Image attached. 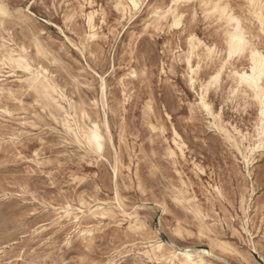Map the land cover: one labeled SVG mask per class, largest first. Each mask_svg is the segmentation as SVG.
Wrapping results in <instances>:
<instances>
[{
	"label": "rangeland",
	"instance_id": "obj_1",
	"mask_svg": "<svg viewBox=\"0 0 264 264\" xmlns=\"http://www.w3.org/2000/svg\"><path fill=\"white\" fill-rule=\"evenodd\" d=\"M90 1L92 6H85L87 13L102 11L96 18L98 38L93 42L87 41L86 23L81 18L69 26L64 24L67 14L79 11L77 0H4L13 19L0 30V46L10 34L17 44L27 47L31 60L46 66L73 101L81 125H90L88 120L82 121L83 109L101 123L106 112L114 147L107 142L102 159L82 148L64 128V113L48 108L29 91L19 82L23 72L16 70L17 75L5 85L15 99L5 93L0 100V108L13 113L8 116L0 111V250L4 252L0 264H156L141 256L140 245L132 246L149 237L182 249L211 251L213 241L200 236L201 223L186 205L174 201L176 190L195 197V205L209 216L212 239L229 242L237 250L215 248L214 256L208 257L210 264H264V153L250 167L254 182L248 214L250 240L243 234L247 219L240 210L241 196L248 195L252 186L245 164L211 125L210 117L196 107L197 95L187 81L183 57L173 54L177 45L186 50L192 32L222 47L224 26L217 19H205L201 9L197 23L185 18L187 30L182 36L177 35L178 30L168 31L169 26L159 32L146 30L151 6H164L169 0H147L149 7L146 4L142 12L124 22L115 0ZM231 4L236 5L237 13L245 12L246 7H240L246 5L244 0H231ZM100 19L105 24L100 25ZM253 31L259 34L256 24ZM37 41L47 50L46 57L36 54ZM212 69L205 66L201 79ZM100 77L107 84L105 110ZM223 81L219 90H211L209 102L216 112L223 105L226 123L253 134L257 106L250 102L245 107L243 100L229 99L231 83L226 76ZM173 127L188 145L185 159H172L168 154ZM116 158L124 166L117 181L113 172ZM217 185L223 199L213 191ZM116 187L129 213L141 207L138 210L148 235L130 232L128 221L115 205ZM81 199L93 206L106 202L114 211V219L102 223L81 219L82 228L96 229L89 242L81 240L72 222L62 220L59 225L57 221L61 211L55 209L67 203L78 208ZM178 226L182 238L174 234Z\"/></svg>",
	"mask_w": 264,
	"mask_h": 264
},
{
	"label": "bare ground",
	"instance_id": "obj_2",
	"mask_svg": "<svg viewBox=\"0 0 264 264\" xmlns=\"http://www.w3.org/2000/svg\"><path fill=\"white\" fill-rule=\"evenodd\" d=\"M244 1H245V4H248V2H249V0H244ZM77 2L79 3V11H80L81 10L80 9V5H85L86 0H77ZM138 2H142L143 3L142 8L139 11H137L135 9H132L131 10L132 11V15L129 16L128 18H125L124 8H121L120 11H117L120 14L121 22H124L126 20L130 21L135 16H137L140 12H142L141 10L147 4V0H138ZM202 2L214 5L216 0H193V3H197V4H200ZM224 2L231 3V0H224ZM92 3L93 2L90 1L87 4L92 6ZM116 4L127 5L128 4V0H115V5ZM255 4H256V7L251 9V12L254 13L252 15L248 14L249 13V9L247 7L245 9V12H243L242 14L241 13H237L234 10L235 11V15L242 20V26L245 29H247L250 33L252 32V26H254V24L257 25L258 30L260 29V20L257 17L259 15V13L262 10H264V4H262V0H255ZM148 5L149 4H147V7H149ZM161 7H163V6H161ZM202 10H203V12L205 11L204 9H202ZM82 11L84 13H87V10H85V7L82 9ZM94 11H96V10H92L89 13L94 12ZM54 12H55V10H54ZM72 12H76V11L73 10ZM71 13H69L67 15H70ZM149 15L151 17V11H150ZM66 16H65V18H66ZM150 17H149L148 24L146 25V30L152 29V30L156 31L157 25H159L161 27V30L168 26L167 25V21H157L155 17H152L151 19H150ZM78 18H81L85 22L84 17L82 15L79 16ZM96 18L94 20V23H96ZM208 18H212V17H208ZM217 20H218V18H217ZM75 21L71 22L70 24H73ZM219 22L224 26V33H223V37H222V47L226 48L227 45L225 43V40L227 39V37H226L225 33L229 31L228 21L224 20V21H219ZM67 26H69V25H67ZM57 28H58V31H60V33L64 35V31L62 30V28H60L58 26H57ZM96 34H97V37H98V33H96ZM190 34L193 35V36H196L199 40H203L195 32H192ZM87 41H92L93 42L95 40H89L88 37H87ZM186 42H187L186 50H181V48H180L179 52L176 51L173 54H174V56H176V54L179 53L178 57L179 58L183 57V61L185 62L186 67H187V81L189 83L190 88L193 91H195L196 95H197L196 107L200 111L205 112L203 110V106L200 105V89H201V87H203L204 88V92H205V100H206L207 103L210 104L211 111L213 113L219 114V119H213L212 116H210L207 112H205L211 119V125L217 130V132L221 133L226 140H227V135H231L237 141V144H238L239 149H240L239 151L237 150V147L235 145L231 144V146L237 151V153L241 156V159L243 160V157L245 155L249 154V152H248L249 147H255V145L257 143H259V140L257 138V125H258V122H259V119H260L259 106H258L256 101L249 100V99H247L245 96H243L241 94H237L235 97H232V100H237V99L243 100L244 105L251 102V103H253V104H255L257 106L258 114H257V121H256V124H255V129H254L253 134L244 133L237 126L232 125L230 123H226V121L223 119L224 112H221V111L216 112L214 110V108H213V105L209 102L210 92L214 88H209L208 87V80L211 78V74L213 72V69L207 73V77L205 78V80L201 79V73H202V70H203L204 67H202V69L200 71H198L193 76V74L188 71L187 58H186L185 54L189 51V47H188V41H186ZM193 43L195 44V41ZM37 44H39V46L41 48V51L45 54V55H40V56L46 57L48 55V52L41 45V43H39L38 41L35 43V51L37 50ZM21 49H26L27 51L26 52H22ZM83 50H85L84 46H83ZM83 50H81V51L84 54ZM13 52L16 54L14 57L11 56V54ZM75 53L77 54V52H75ZM5 54H8L12 59H17L18 60L20 58H26L27 60H29V62H33L31 60V57L29 55L27 47H25L24 45L17 44L10 34H9V39L8 40L3 39V43L0 46V60L4 61L3 64H0V90H3L4 94L8 93V91H11L13 93L12 89L6 88L5 85H6V82L8 81V79H10L11 77H15L17 75L16 74V72H17L16 70H20L24 74V77L19 79V82H21L22 80H27L28 77H29V74L24 72L22 70V68L15 67L14 65L10 64L8 62V60H5ZM195 62H196V59H195V56H193V63L195 64ZM247 63H248L247 61H245V60H243L241 58H237L235 60V63L232 64V70L233 71H241V72H243L245 70V65ZM5 64H7L8 66L5 67ZM48 64H49V62H48ZM32 66L36 67V68L43 67L48 73V77H47L48 83L47 84L41 83V85H40L41 94L38 97L45 103V105L48 108L64 113L65 118L63 120V126H64V128L67 131H68L69 128L73 129V132H69V131L68 132L72 133L74 135L75 139H76V135L74 134V131L77 129L78 126L83 127V125H81L80 122H79V119L77 117L76 111L74 110L75 109V105H74L73 101L66 96V94L64 93L63 88L58 83H56V81L53 78V74L50 72V70L46 66H44L42 64H37L36 65L35 63H32ZM248 70L250 71V68ZM11 73H14V74H11ZM132 73H135V72H132ZM6 74H8V75H6ZM189 77H193L196 80V84L195 85H193L190 82ZM222 79H224V77H222ZM101 81H103V83H101ZM23 84L27 87L28 90L31 87L30 84H28V83H23ZM221 86H222V84L219 86V88H221ZM231 87H232V83H231L230 88ZM45 88H47V92H45V90H44ZM197 88H199V91H197ZM31 92H33L35 95H37L35 91H31ZM106 98H107V84H106V80L103 77H100V99L102 101V105H103V109L104 110L107 107ZM85 113L87 114V117H88L87 120L90 122L89 123L90 124L89 127L91 126V124L98 125L99 133L103 137V141H102V143H103V151L100 152L99 154H97L94 151H90V152L94 153L97 156H102L104 151H105V147H106V143L107 142H109L114 147L113 136H112V133H111V129H110V125H109V121H108L106 112H104V121L102 123L100 121H98V120H93L90 117L89 113L86 110H84V109L81 111V118H82L83 123H84V120H85V115H84ZM102 116H103V114H102ZM102 128H104L105 131ZM221 128L223 129V131L218 130V129H221ZM232 129H236L237 131L246 134V138L244 136H237L236 133H234L232 131ZM172 142H173V146H169L168 147L169 156L172 159L177 158L179 156L182 159H185L186 158V153H187V150H188V145H187L186 141L184 140V138L181 136V134L177 131V129L175 127H173V139H172ZM263 153H264V151H261V150H257L255 153H252V155L254 157V161L248 166L245 165V168L247 169L248 178H249V180L252 181V186H251V188H249L248 195H242L241 196L240 210H241V212H243V215L247 219L246 221H244L245 223L243 224L242 231H243V234L248 235L249 237H251L250 240H253V234L249 230V226H250L251 220L248 217V214H249V212H250V210L252 208L251 207V205H252V197L254 196V182H253V178H252V174L253 173L250 170V167L254 166V163H255V160H256V156L260 155V154H263ZM112 154H114V153H112ZM113 157H114V155H113ZM29 162H31V161H29ZM40 166H41V164H40ZM123 167L124 166L122 165V163L119 160V158H116L115 159V165L113 164V172H114L115 181L118 180L119 174L121 173V170H122ZM197 168L202 174H204V171L201 168H199V167H197ZM126 169H127V171L129 173H131V167L130 166L126 167ZM218 188L220 189L219 192H217ZM114 190H115V199H114V201H115L116 208L119 210L120 213H122V215L128 221V223H129L128 229L130 230V232L133 235L141 236L144 232L143 231H139L138 232V231L135 230V228L137 226V218H139L141 223L145 224V222H143V220L141 219V215H140V212L138 210V209H141V207H138V208L135 207L136 209H133L134 211L133 212L131 211L132 213H129L127 211V209H126V205H125L124 200L122 199V197H121V195L119 193L118 188L116 187V189H114ZM213 191L217 194V196L219 198H221V197H222V199L224 198L223 191H222V188L220 186H218V185L217 186H213ZM117 196H119V200H120L119 204L116 203ZM174 201L178 205H182V206L186 205L188 207V211L190 212V214L192 216H194V218L197 219L201 223V228L204 229V233H205L204 236H206L208 239L213 241L214 247H212L211 251H208V250H192L190 248H183L182 249V248H178L175 244H166L165 242L161 241L158 238H151L152 240H158L160 243L165 245L164 249L163 250L157 249L156 251H153V248L151 246H149L150 243H151V240L150 239H143V240H141L140 243H133L132 244V246L140 245L142 247V250H140L141 251L140 254H143V253H149L150 254V256H145V255H141V256H145L146 258H148L149 260H151L153 263H156V264H181V262H183V264H191V262L188 261L187 256L183 255V253H187L188 255L192 256V260L193 261H203V264H210V262L208 260V257L214 256V249L215 248L221 249V245L227 246V248L234 250V251H231V252L237 253V250L229 242H226V241H223V240H219L218 238H216V239H212L211 238V234H213L214 232H213V230L211 228L212 226L207 224V219H208L209 216L206 215L204 212H202V210L199 209L195 205V201H196L195 197L187 196V191L176 190ZM178 201H179V203H178ZM121 208L123 209V211H121ZM142 209H143V206H142ZM55 210L56 211H61V212H59L57 214V216H58V218H57L58 224L60 225L61 224L60 221H62V220H67L69 222H72L75 225V227H78V233L77 234H78V236L81 238V240L83 242L91 241L94 238V233H95L96 229L93 226L92 227L86 226V227L82 228L81 226L83 224L81 222V219L82 220H84L85 218L97 219V221H99V223H102L104 220L114 219V217H113L114 211L109 206V204H107L106 202H104L103 204H99V205L93 206V204L91 202H89V201H87L85 199H81L79 201V207L78 208H75L71 203H67L64 207H62L60 209H55ZM66 212L70 213V215L66 214ZM197 212H199L201 214L200 218L197 217V215H196ZM160 215H161V213H160ZM77 217H79V219H77ZM130 225L132 227H130ZM178 229L182 230L180 226L175 228L174 229V234L175 235H176V231ZM36 232H38V230H36ZM235 232L237 233V231H235ZM81 233H85V235H81ZM87 233H90L91 235H87ZM238 235H239V237H243L242 233L238 232ZM177 237L182 238L183 234H182V236H177ZM1 253H4V252L2 250H0V254ZM175 253H181V255L176 256V255H174ZM263 261H264V259H263Z\"/></svg>",
	"mask_w": 264,
	"mask_h": 264
},
{
	"label": "snow or ice",
	"instance_id": "obj_3",
	"mask_svg": "<svg viewBox=\"0 0 264 264\" xmlns=\"http://www.w3.org/2000/svg\"><path fill=\"white\" fill-rule=\"evenodd\" d=\"M88 0H86L85 5H80V11L72 12L70 15H67L64 24L65 26L69 25L71 22L77 20L79 16H83L86 22V34L89 40H96L97 37V27L94 20L97 16L102 15V11H94L91 13H84L82 9L87 5ZM264 4V0H262ZM143 6L142 2L138 0H128L127 5L116 4V10L120 11L121 8H124L125 18H128L132 15V9L139 11ZM236 5L231 3L224 2V0H216L215 4L200 3L199 5L194 4L193 0H169L167 4L163 7L158 5L151 6V17H155L157 21H167L168 31L178 30L177 35H184V32L187 30V21L186 17L190 18L191 23L195 24L198 22V16L201 9H204V17H212L218 21H228L229 31L225 33L227 39L225 43L226 48L218 47L211 40L205 42L204 40H199L196 36L188 34L187 41L189 51L185 54L187 58L188 71L193 74V76L202 69V67L213 68L211 78L208 80L209 88H216L219 90V86L224 83L222 77L227 76L228 80L232 83V87L228 89L230 93L229 99L235 97L237 94L245 96L249 100H254L259 106V122L257 125V138L259 143L255 147H249L248 155L243 157V162L246 166L250 165L254 161L252 153H255L257 150L264 151V10H262L258 19L260 20V29L259 34L255 31L249 32L242 26V20L235 15ZM242 9L247 7L249 9V15L254 13L251 12V9L256 7L255 0H249L248 4L241 5ZM210 9V10H209ZM12 13L9 11L8 5L4 3V0H0V30L8 27V21L12 20ZM100 25L104 24V20H98ZM156 31H161V27L157 25ZM195 41V44L193 43ZM167 47V45H166ZM176 50L179 52L180 48L177 45ZM22 52H26V49H21ZM36 54L38 56L45 55L37 44ZM16 54L13 52L11 54L14 57ZM193 56H195L196 62L193 63ZM237 58H241L248 63L245 65V70L233 71L232 64L235 63ZM5 60L15 67L22 68V70L29 74L27 80H22L21 83L30 84V91H35L37 96L41 94L40 85L41 83L47 84L48 73L43 67H33L32 63L29 62L26 58L12 59L8 54H5ZM4 61L0 60V64H3ZM8 65L5 64V67ZM250 68V71L248 70ZM14 74V73H11ZM135 75V73H132ZM190 82L195 85L196 80L193 77H189ZM103 83V81H101ZM47 92V88L44 89ZM103 90V89H102ZM195 90V89H194ZM8 97L15 99L13 93L8 91ZM4 99V92L0 90V100ZM19 103V101H16ZM200 105L203 106V110L207 112L213 119H219V114L213 113L211 111V106L205 100L204 88L200 89ZM248 105L245 104V107ZM0 111H3L8 116H12L13 113L11 110H5L0 108ZM220 111L223 112V105H221ZM85 120L87 121L88 117L85 113ZM90 123V122H89ZM223 131V129H218ZM69 132H73V129L69 128ZM155 131V129H154ZM237 136H244L246 134L232 129ZM76 135V143L79 144L82 148H87L90 151H94L97 154L103 151V137L99 133V127L96 124H91L89 127L88 124H85L83 127L78 126L74 131ZM228 143L233 144L237 147L239 151V146L237 141L231 136L227 135ZM174 155V154H173ZM103 157L101 156V159ZM220 189H217L219 192ZM222 198V197H221ZM116 203L119 204V196H117ZM179 203V201H178ZM167 210V209H165ZM63 211V210H62ZM121 211L123 209L121 208ZM69 214L70 213H67ZM197 217L200 218L201 214L196 213ZM79 219V217H77ZM130 227H132L130 225ZM136 231H143L145 235H148L147 225L140 222L137 218ZM204 229L201 228L200 236H204ZM85 235V233H81ZM87 235H91L87 233ZM155 234L153 233L152 236ZM177 236H182V230L178 229L176 231ZM151 243L149 246L153 248V251L157 249L163 250L165 245L160 243L158 240H152L149 237ZM67 243V241H66ZM222 251H234L227 248V246L221 245ZM142 255L150 256L149 253H143ZM174 255L178 256L181 253H175ZM188 258V261L191 264H203V261H193L192 256L187 253H183ZM11 264V262H8ZM110 264H116V262H110ZM122 264V262H120ZM183 264V262H181Z\"/></svg>",
	"mask_w": 264,
	"mask_h": 264
}]
</instances>
